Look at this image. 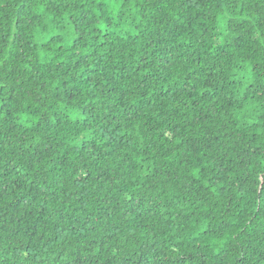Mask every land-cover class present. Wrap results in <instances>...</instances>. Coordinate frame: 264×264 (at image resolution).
Segmentation results:
<instances>
[{
	"label": "trees",
	"instance_id": "trees-1",
	"mask_svg": "<svg viewBox=\"0 0 264 264\" xmlns=\"http://www.w3.org/2000/svg\"><path fill=\"white\" fill-rule=\"evenodd\" d=\"M0 264H264V0H0Z\"/></svg>",
	"mask_w": 264,
	"mask_h": 264
}]
</instances>
